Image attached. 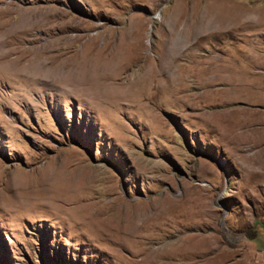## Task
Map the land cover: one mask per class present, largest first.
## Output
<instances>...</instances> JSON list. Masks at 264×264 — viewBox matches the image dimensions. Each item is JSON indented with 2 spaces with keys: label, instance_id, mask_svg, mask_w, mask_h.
I'll use <instances>...</instances> for the list:
<instances>
[{
  "label": "rangeland",
  "instance_id": "374dc122",
  "mask_svg": "<svg viewBox=\"0 0 264 264\" xmlns=\"http://www.w3.org/2000/svg\"><path fill=\"white\" fill-rule=\"evenodd\" d=\"M0 264H264V0H0Z\"/></svg>",
  "mask_w": 264,
  "mask_h": 264
},
{
  "label": "bare ground",
  "instance_id": "6f19581e",
  "mask_svg": "<svg viewBox=\"0 0 264 264\" xmlns=\"http://www.w3.org/2000/svg\"><path fill=\"white\" fill-rule=\"evenodd\" d=\"M44 64V63H43ZM35 66H37V65H35ZM34 66V67H35ZM35 68H37V67H35ZM40 68V67H39ZM35 70V69H34ZM40 70V69H39ZM52 73V72H51ZM52 75V74H51ZM79 82L80 83H83V84H88V85H91L92 87L91 88H94V86L95 85H97V84H93V82H91V80H90V82L88 81V80H86L85 81V77L83 78V79H81V81L79 80ZM10 187H12L13 189H12V191L13 190H15L16 191V194L18 195V196H20L21 194H22V192H17V189H19V190H21V189H23L24 187H22L21 185H18V184H9V182H8V184L6 185V188L7 189H9ZM15 194V193H14ZM24 195V194H23ZM15 196V195H14ZM13 196V197H14ZM17 197V196H16ZM117 197V196H116ZM116 197L114 198L115 200H116ZM17 199V198H16ZM24 199V198H23ZM19 202V201H18ZM21 202V201H20ZM20 202H19V204H20ZM16 203V202H15ZM77 207V206H76ZM79 207V206H78ZM83 207H84V205H83ZM85 208H86V205H85ZM88 208V207H87ZM82 208H81V206L79 207V209L78 210H81ZM84 209V208H83ZM87 210V209H86ZM87 213H89V212H87ZM82 214V213H81ZM85 214V213H84ZM91 214V213H90ZM87 215V214H86ZM85 215V216H86ZM84 216V215H83ZM91 216V215H90ZM93 216V215H92ZM94 216H96V215H94ZM87 217V216H86ZM85 217V218H86ZM92 218V217H91ZM87 219H90V218H87ZM94 220V219H93ZM86 221V220H85ZM91 222H94V221H92V219L90 220ZM95 221H96V219H95ZM100 222V221H99ZM89 223V222H88ZM97 224V223H96Z\"/></svg>",
  "mask_w": 264,
  "mask_h": 264
}]
</instances>
